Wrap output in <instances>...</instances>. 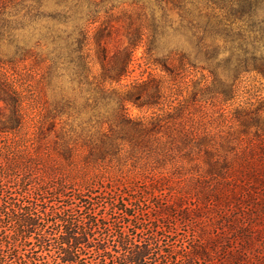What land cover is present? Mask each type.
<instances>
[{
    "label": "trees",
    "instance_id": "obj_1",
    "mask_svg": "<svg viewBox=\"0 0 264 264\" xmlns=\"http://www.w3.org/2000/svg\"><path fill=\"white\" fill-rule=\"evenodd\" d=\"M99 1L56 0L59 11L49 17L67 23L68 19H79L84 3L89 8L98 6ZM172 3L180 11V25L192 31L211 67L213 80L205 88L208 93L203 92L204 100H234L239 82L246 74L255 73L264 79V0H172ZM0 4V53L5 42L12 50L0 57V138H3L0 139V264H264V252H251L256 228L252 207L264 210V174L255 170L258 166L264 171V162H260L264 160V100L237 106L233 112L236 130L218 145L209 131H195L186 125L185 119L177 122L175 116L176 121L165 126L173 130L177 127L182 146H190L187 153H201L203 157L205 174L201 180L208 185L202 203L187 199L173 188L162 193L167 178L157 174L151 180L124 186L100 180L78 186L45 158L53 152L62 157L75 151L68 142L51 137L58 132L56 119L64 105L62 92L51 101L42 100L33 85H24L18 71L19 63L32 51L23 32L38 20L35 18L39 16L40 0H3ZM163 9L161 18L154 13L149 18L144 13L139 25L129 24L128 44L111 55L107 43L117 30L108 22L96 29L93 39L100 71L87 81L88 102L102 103L109 93H114L107 91L106 83H120L130 74L134 52L144 41L149 43L148 59H153V46L161 36L160 19L168 16L167 9ZM95 12L89 9L87 14ZM87 26L76 23L72 31L63 34L45 25L29 34L36 36V48L50 44L56 52L52 58L47 57L52 65L42 74V84L50 79L63 50L77 54L83 73L86 69L91 72L89 55H84L91 40ZM219 41L225 42L224 47ZM226 52L229 54L222 56ZM35 53L38 57L42 52ZM178 60L182 66L188 57L181 54ZM152 62L161 63L169 75L176 74L167 61L155 58ZM32 68L36 74L35 67ZM220 69L227 73L228 79L221 78ZM87 76L81 78L86 80ZM144 85L154 89L146 94L147 99L140 92ZM161 88L160 81L150 78L124 95L118 93L121 109L117 117L125 122L123 125L146 129L144 123L127 118L125 103L134 97L142 104L155 105L163 95ZM178 92V86L174 87V93ZM176 99L174 108L177 116H181V99L168 96L167 100ZM110 130L112 133L103 134L100 144L91 147V156L105 160L120 154L118 141L126 138ZM237 148L242 156H253L243 169L249 171L245 176L257 184L246 180L242 190L232 185L231 192L222 193L226 185L223 181L234 169ZM150 150L149 153L155 154L147 155L133 146L130 153L137 163L143 157L144 162L159 163V157L168 154L158 147ZM155 167L152 165V169ZM178 220L196 222L197 227L188 236L181 234L177 230Z\"/></svg>",
    "mask_w": 264,
    "mask_h": 264
},
{
    "label": "rangeland",
    "instance_id": "obj_2",
    "mask_svg": "<svg viewBox=\"0 0 264 264\" xmlns=\"http://www.w3.org/2000/svg\"><path fill=\"white\" fill-rule=\"evenodd\" d=\"M2 1L0 0V3ZM55 1L40 0L39 16L35 18L38 20L23 32L26 35L24 38L27 41L26 45L32 51L27 54L25 61L19 63L20 67L18 68L24 85L27 87L33 85L42 100L51 101L56 94L62 92L64 105L56 119L58 132L52 133L51 137L68 142L71 147L75 148V151L69 156L62 155V157L53 152L54 154L45 156L48 164L60 169L62 175L69 182L78 186L85 185L92 180H100L105 184L112 181V183L115 182L124 186L130 185L129 182L151 180L156 174L158 177L163 175L167 178V185L161 190L162 193L173 188V191L185 195L187 199H196L202 203L207 196L206 187L208 185L201 180V175L205 174L203 157L201 153H195V155L187 153L190 151V146H182V142L177 138V127L175 126L173 130L171 128L166 129L165 126L167 124L172 125L176 121L175 116L178 117L177 122L185 119L186 125L193 127L195 131H209L213 135L216 145H218L223 139L228 138L233 130H236L237 122L233 119V112L237 106L249 101L264 100V79L255 73L246 74L239 82L234 100L228 102L220 98L211 101L204 100L202 98L203 92L208 93L205 88L213 80L210 76L211 67L192 31L180 25L182 21L180 11L174 7L172 0H104L103 2L98 0L100 2L98 6L89 8L87 7L88 4L84 3L83 9L80 10L79 19H68L69 22L67 23L58 20L53 21L49 17L50 14L59 11V6ZM163 8L167 9L168 16L167 19H160L162 21L161 36L153 46L152 58L167 61L171 67L176 69V74L169 75L164 71L161 63L157 64L152 62L153 59H148L146 51L149 43L147 40L135 50L130 74L123 78L120 83H106L107 91L112 92L113 90L114 93H109L108 98L102 103L92 105V101L88 102L89 85L87 81L92 80V75L100 71V66L96 62L98 48L93 39L96 29L108 22L117 30L107 43L111 55L118 47H124L128 44L127 29L129 24L139 25L143 20L144 13L149 18L153 13L161 18ZM89 9H94L95 14L88 15ZM260 15H263V12H260ZM91 17H96V19H89ZM203 20L205 19H201V21ZM185 21L187 22V20ZM76 23L88 25L87 29L91 40L84 49V55H89L87 60L91 72L86 69V72L83 73L82 64H80L77 54L70 55L68 50H63L60 52L61 57L58 59V65L53 69L50 79L42 84V74L47 73L48 66L52 65V61L47 57L52 58L56 52L51 50L50 44L48 46L40 45L36 48L34 46L36 36L31 37L29 34L32 35L31 32L36 28L45 25L53 26V28H57L66 34L74 29ZM6 44L5 42L1 46V58L12 52ZM219 44L224 47L225 42L219 41ZM39 51L43 54L41 53L37 57L35 52ZM181 54H186L188 57L182 66L178 60ZM228 54L229 52H226L222 56ZM37 61L38 64H36ZM33 66L36 74L31 71ZM85 74H88L86 80L81 78ZM219 75L222 79H228L227 73L221 69ZM150 78L162 83L163 95L157 104H142L134 97L125 103L127 118L134 122L144 123L146 129L140 130L131 124L123 125L125 122L117 117V112L121 109L117 94L124 95L134 85L142 84L144 80ZM176 86H178V95L174 93ZM31 88L33 89V87ZM153 91V86L150 85H144L140 90L145 97L144 99H147L146 94ZM168 96L172 99L177 97L181 99L182 105L179 106L183 107L181 116H177L178 113L174 108L178 100L170 102L167 100ZM150 100L154 101L153 98ZM262 113L264 115V112ZM111 128L115 131V135L126 138V141H118V145L121 147L120 154L115 157H106L105 160L91 156L89 154L91 147L96 143L100 144L103 134L112 133ZM255 143L259 144L260 141L256 139ZM133 146L137 151H144L147 155L155 154V152H149L150 149H156V147L168 151V154L166 157H159V163H153L152 160L144 162V157L142 161L137 163L136 157L130 153ZM239 149L236 150L239 151ZM258 157L259 154H256V158ZM250 158L253 156H242L241 151L237 153V158L233 164L234 169L230 176L223 181L226 185L223 187L222 193L231 192L232 185L235 189L242 190L241 186L246 180L257 184L253 178L246 177L244 174H249V171L243 169V166ZM260 162H264V160ZM152 165H156L157 168L152 169ZM258 169L264 174V171L256 166L255 170ZM147 173L148 175H146ZM148 202L151 204L150 199ZM252 210L251 214L252 218L255 217L253 222L256 228L253 230L252 243L254 248L251 252L255 254L258 251L264 252V210L260 211L256 207H252ZM177 226L178 232L188 236L197 227V223L192 224L178 220Z\"/></svg>",
    "mask_w": 264,
    "mask_h": 264
}]
</instances>
